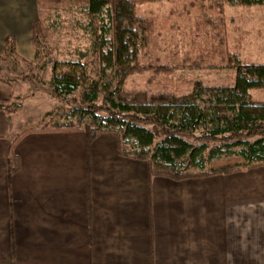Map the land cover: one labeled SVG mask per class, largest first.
<instances>
[{"label":"crops","instance_id":"1","mask_svg":"<svg viewBox=\"0 0 264 264\" xmlns=\"http://www.w3.org/2000/svg\"><path fill=\"white\" fill-rule=\"evenodd\" d=\"M41 2L0 0L2 62L7 40L35 61ZM14 88L0 76V102ZM17 110H0V264H264V166L171 181L114 133L40 131L47 116L24 127Z\"/></svg>","mask_w":264,"mask_h":264},{"label":"trees","instance_id":"2","mask_svg":"<svg viewBox=\"0 0 264 264\" xmlns=\"http://www.w3.org/2000/svg\"><path fill=\"white\" fill-rule=\"evenodd\" d=\"M156 1L165 0H87L83 4L91 25L97 27L98 18L104 17L112 30L108 43L104 39L96 41L97 38L93 43L102 76L109 70L110 74L127 72L123 65L134 37L129 11L133 6ZM223 1L246 7L264 5V0ZM216 6L220 7V3ZM151 28L149 20L145 31L150 33ZM41 37L49 35L39 19L33 25L35 61L29 66L43 59ZM216 37L219 46H223L225 42L219 30ZM105 44L107 50L102 51ZM88 54L84 51L76 63L48 61L53 97L62 102L77 97L78 106L60 112L50 127L40 131H81L87 141L101 133H114L121 156L146 161L151 176L171 181L264 166V103L253 102L249 95L251 90L264 89V65H241L235 70L233 84L228 87H209L197 82L193 91L182 97L128 103L122 102L108 88L110 74H105L103 84L90 82L78 92L81 75L85 74L82 60ZM13 55V45L7 40L4 56ZM101 93L103 97L98 104ZM10 109L6 101L0 102V110ZM49 115L50 112L46 114Z\"/></svg>","mask_w":264,"mask_h":264},{"label":"rangeland","instance_id":"3","mask_svg":"<svg viewBox=\"0 0 264 264\" xmlns=\"http://www.w3.org/2000/svg\"><path fill=\"white\" fill-rule=\"evenodd\" d=\"M86 1L42 0L38 16L49 37L39 40L43 57L39 63L29 66L14 58L3 62L0 58V76L15 87V98L7 102L9 111L19 109L16 114L22 116L21 126L42 127L40 117L50 112L43 126L50 127L60 112L78 106L77 97L63 102L53 97L48 61L76 63L80 54L89 53L82 60L85 74L81 75L78 92L90 82L103 84L110 74L111 70L104 76L100 74L93 43L95 38L108 43L112 30L104 17L98 18L97 27L91 25L82 9ZM129 18L134 37L123 65L127 72L111 73L108 82L110 91L122 102L182 97L191 93L197 82L228 87L241 65H264V5L165 0L133 6ZM149 20L152 28L147 33L145 23ZM218 30L225 42L223 46H219L216 37ZM105 50L106 44L102 47ZM249 95L253 102L264 103V89L251 90ZM102 97L99 94L98 104Z\"/></svg>","mask_w":264,"mask_h":264}]
</instances>
